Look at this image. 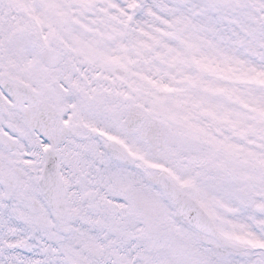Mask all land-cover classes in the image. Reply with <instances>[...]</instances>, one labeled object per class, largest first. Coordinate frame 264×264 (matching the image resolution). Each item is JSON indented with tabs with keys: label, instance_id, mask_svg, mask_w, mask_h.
Wrapping results in <instances>:
<instances>
[{
	"label": "snow or ice",
	"instance_id": "snow-or-ice-1",
	"mask_svg": "<svg viewBox=\"0 0 264 264\" xmlns=\"http://www.w3.org/2000/svg\"><path fill=\"white\" fill-rule=\"evenodd\" d=\"M0 264H264V0H0Z\"/></svg>",
	"mask_w": 264,
	"mask_h": 264
}]
</instances>
